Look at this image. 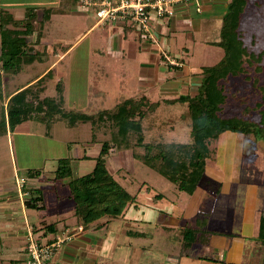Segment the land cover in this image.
I'll return each mask as SVG.
<instances>
[{"label": "crops", "instance_id": "0c3cea01", "mask_svg": "<svg viewBox=\"0 0 264 264\" xmlns=\"http://www.w3.org/2000/svg\"><path fill=\"white\" fill-rule=\"evenodd\" d=\"M229 1L190 0L180 4L175 16L156 28L153 40L138 35L133 27L98 24L92 19L93 25L86 33L94 31L96 26H102L103 29L96 31V34L102 36V39L106 38L103 39L106 43L92 42L89 53H105L103 50L106 49L107 57L113 58L108 62L112 65L109 67L111 76L108 80L106 74L97 75L94 80L92 77L96 70L89 77L87 69L83 77L75 80L77 85L74 86L65 70L58 69L53 73L69 48L57 60L48 62L40 75L28 79L18 90L31 86L37 80L44 82L49 74L54 82L57 75L54 94L47 97L61 100L67 111L86 115L113 111L125 100L145 99L149 107V100L161 104V101L173 103L181 96L194 97L201 82V69L208 66H191L187 61L191 52L189 48H193L192 44L197 42L215 45L219 41H206L203 35L214 26L220 27ZM79 13L88 17L90 12ZM169 60L177 65H170ZM30 68H34L33 64ZM96 69L100 68L97 66ZM58 84L60 91L57 90ZM45 86L47 84L44 83L43 94ZM43 94L41 92V97H46ZM110 99L114 105L110 106ZM173 104L177 105V102ZM181 110V124L188 127L182 118L186 108ZM141 127H148L147 120L141 123ZM89 130L92 131L91 127ZM144 131L142 128L143 135ZM44 135L49 137L46 129ZM66 142L71 149L74 148L73 144L82 146V152L75 150V157L72 156L75 159L95 158L100 150L98 145H94L96 142L93 134L86 140ZM260 145L252 135L234 132L220 134L216 140L209 142L204 175L193 194L182 197L181 194L185 193L177 192L174 200L169 201L162 192L151 195L146 193L150 195V200L147 196L138 205L132 203L122 215L112 219L113 223L105 220L107 217L100 219L102 223L108 224L102 225L107 228L100 235L88 233L90 226L83 229L82 233L77 234L54 255L49 264H264V242L259 238L261 216L264 215V157L258 151ZM88 149L90 152H87ZM117 156L120 164H123V160L126 162L132 158V152L129 149L121 150ZM68 160L69 157L61 158L66 164ZM57 164L46 169L50 173L48 179L54 182L58 181L54 180ZM43 170L38 176L25 178L24 187L38 188L41 192L40 186L46 184ZM145 190L152 192L150 187ZM22 193V189L18 188V191L13 192V198L7 200L11 205L10 211L14 213V221L18 222V217L22 215L26 222L24 226L27 227L21 232L14 228V232L9 233V239L19 244L18 251L7 259L9 264L24 263L28 232L40 231L39 236H43L45 242L55 233H73L81 224L74 216L73 208L72 219L69 221L71 223L73 220V224H67L66 221L62 228L58 227L64 218L58 216L55 222L51 220L42 194L43 209L31 210L30 213L23 205ZM67 195L70 199L69 189ZM54 209V213L62 209L60 200ZM200 213L205 214L206 228L214 234L208 237L207 245L195 243L190 248H184L182 228L185 223L194 226V219ZM37 223H40L38 227ZM46 225L55 227L52 234L44 228Z\"/></svg>", "mask_w": 264, "mask_h": 264}, {"label": "rangeland", "instance_id": "374dc122", "mask_svg": "<svg viewBox=\"0 0 264 264\" xmlns=\"http://www.w3.org/2000/svg\"><path fill=\"white\" fill-rule=\"evenodd\" d=\"M49 1L53 2L51 3ZM50 5H53L51 10L52 19L45 24V30L39 40V44L35 43L36 36L28 38V42H31V45H34L35 49L46 54V59L43 62H34L33 69L30 68V65L23 66L20 73L5 72L0 69V119L2 111H5L8 98L14 94L18 88L24 86L28 79L35 75H40L43 72L42 69L44 66H46V64L48 65V62L57 60L60 57L59 55L66 52L69 48L68 53L62 57V63L53 73L57 72L58 69L65 70L67 72V78L70 79L71 84L74 86L77 85L75 80L78 77H83L87 69L89 70V77L92 72L96 70V74L94 73L92 77L94 80L97 75L106 74L107 80L111 76V69L109 67L112 65L108 62L112 61L113 58L107 57L108 53L106 49L103 50L105 53L102 51H95L92 55L89 53V47L92 42L101 41L106 43V41L103 40L106 38L102 39V36L99 34V36H97L96 34V31H101L103 29L101 28L102 26H96L93 29L94 31L86 33L93 25L91 24V21H93L92 19H94V23L97 22L94 13H89L87 15L88 17H85L80 14L79 11L77 12L73 3L67 6H61L59 0H17L13 3L0 0V8H5L16 20L23 19L25 8L30 6H37L38 19H40L42 16V9ZM220 28L221 25L220 27L214 26L209 32L204 34L203 37L205 36L206 41L220 39ZM240 30L243 42L249 51L255 55L263 53V58L261 62H253L252 66H246L250 80H246L242 76L237 78L231 77L228 82L225 83L228 101L224 106L222 114L224 117L240 115L244 106H253L261 99L262 91L260 88L264 89V0L248 1L246 11L240 20ZM102 33L104 34V31H102ZM194 37L196 38V35H194ZM190 44H192V42ZM180 45L181 42H179V46ZM192 47L193 48H189L191 52L187 59L191 66L215 65L224 55L223 49L217 45H207L197 42L192 44ZM168 62H170V60ZM96 64L100 68L99 70L96 69ZM170 65L174 64L171 63ZM82 71L84 72L81 73ZM50 76L51 74L46 76L43 80L44 82L41 81V85H44V83L47 84L44 94V89H42V94L45 96H53L54 86L57 83V75H55L54 82ZM149 102L151 104L154 103L152 104L154 106L153 109L149 110L150 108L145 105L140 109L143 112L142 123L144 120L145 122L147 120L148 125V127H142L145 130L144 135L146 142L156 140L185 144L191 140L189 128L181 124V115L183 111L181 109L184 108L182 104L177 102V105H174L172 101L169 103L161 101V104L159 101L152 102L149 100ZM109 104L110 106L112 104L114 105L112 99L109 100ZM151 104L150 107L152 106ZM253 117L257 118L255 114ZM183 120L186 122L187 119ZM157 122L159 123L157 124ZM44 127L45 125L43 124L29 121L16 127L14 132H7L0 136V264H9L7 259L11 255H14V252L18 251L19 244L15 243L14 240H10L11 238L9 239V233L14 232V228L20 232L23 228H27L24 226L26 222L22 215L18 217V222L14 221V213L10 211L11 207L9 206L11 205L8 204L7 200L9 201L10 199L8 198L10 197L13 198L14 191H18L21 179L25 180L29 174L28 170H45H43V172L46 184L40 182V185L42 184L40 189L44 206H46L51 220L55 222L59 218H64V221L58 226L61 228L66 221L67 224H73V220L71 223L69 221L72 219L74 203L71 198L69 199L66 197L68 196V188L65 185H67L66 183L70 180L71 176H83L91 172L94 165V158L75 159V150L78 149L81 151L82 146L73 144L74 148L71 149L67 147L68 144L66 141L75 142L86 140L91 134H94L93 138L96 142L94 145L101 147L102 143L110 141L112 135L116 132V129L112 127L109 122L98 124V128L92 131L89 130V128L92 127L90 124H80L74 128H68L65 127L64 123L56 122L50 127V134H47L49 137H45ZM243 138L244 136H242V139ZM134 142L135 136L130 138V144ZM89 150L90 149H88L87 152H90ZM121 150L124 149L113 148L110 151L106 161L107 169L113 174L117 182L134 198L133 204H140L147 196L149 198L148 200H150V195L158 192H162L166 196V200H174L175 193L178 191L173 184L133 158H129L126 162L123 160V164H120L117 155L118 151ZM129 150L132 152V149ZM138 150L139 151L135 149L137 152L141 151V149ZM258 151L261 152V155L264 157L262 145H260ZM253 153L254 151L252 155ZM65 157H69L67 164L61 161V158ZM56 162L59 163L57 167L69 170L70 174L54 182L48 179L50 173L47 170L51 169L52 166H56ZM258 166H260V164ZM40 173H42V171ZM46 179H48V181ZM149 187L152 192H146L145 189ZM181 195L182 197H187L186 194ZM24 197L22 193V201ZM58 198L62 205V209L58 210L60 214L54 213L56 211L54 206L56 202L59 201ZM28 215L30 214L28 213ZM112 219L114 218L107 217L105 220L113 223ZM106 223L107 222L102 223L101 220L93 222L90 224V231L88 233L93 236L100 235L102 230H106L107 227L102 226ZM37 224L36 227L40 225V223ZM36 227L35 229H37ZM76 230L77 227L73 231L76 232ZM32 232L34 234V239L44 242V237L39 236L40 231L34 230ZM14 243L16 245H14ZM16 264L22 263L17 262ZM23 264H25V260Z\"/></svg>", "mask_w": 264, "mask_h": 264}, {"label": "trees", "instance_id": "16d2710c", "mask_svg": "<svg viewBox=\"0 0 264 264\" xmlns=\"http://www.w3.org/2000/svg\"><path fill=\"white\" fill-rule=\"evenodd\" d=\"M6 1L13 3L17 0ZM76 1L59 0V4L67 6L73 3L74 6ZM248 1L228 2L226 13L222 17L220 39L215 43L224 51L222 59L213 66L201 69V82L194 97L181 96L173 101V103L185 104L186 111L182 118L187 119L191 139L189 142L185 144L156 140L146 142L141 127L143 112L140 110L144 105L148 107L145 99L125 100L113 111H103L94 115L80 114L64 109L61 100L41 97L43 87L40 80L17 90L8 98L5 111L1 114L0 136L13 132L18 125L29 121L45 125L46 134H49L50 127L56 122H62L68 128L90 124L92 130L98 128V124L102 122L111 123L116 132L110 141L102 143L98 155L94 158L91 172L83 176H71L66 183L69 197L74 203L73 214L83 229L102 218L122 215L134 201V198L107 169V157L113 148L132 149L133 159L165 178L178 192L193 194L204 175L209 142L216 140L220 134L234 132L252 135L264 150L263 88H260L262 91L260 101L250 107L244 106L240 115L229 117L222 115L228 101L225 83L231 77L242 76L250 80L246 66H252L253 62H261L263 58V53L255 55L250 52L242 39L240 20L246 11ZM52 6L42 9L40 19H38L37 6L27 7L21 20L14 19L5 8H0V69L2 71L19 73L23 66L43 62L46 59V54L35 49L34 45L28 42V38L36 36L35 43L39 44L45 24L50 21ZM57 90L60 91L59 84ZM149 108L151 110L154 106ZM254 114L257 118L253 117ZM134 136L135 142L130 144V138ZM135 149L141 151L137 152ZM28 171L29 178L40 174L39 170ZM69 174V170L57 167L54 180L62 179ZM24 184L21 188L25 196L24 207L29 210L43 209L40 190L24 187ZM44 228L50 232L49 234L55 230L53 225H46ZM211 234L214 233L206 228L205 214L200 213L194 219V226L185 223L182 228L183 247L190 248L195 243L207 245ZM259 238L264 242V215L261 216Z\"/></svg>", "mask_w": 264, "mask_h": 264}, {"label": "built area", "instance_id": "2783aa9c", "mask_svg": "<svg viewBox=\"0 0 264 264\" xmlns=\"http://www.w3.org/2000/svg\"><path fill=\"white\" fill-rule=\"evenodd\" d=\"M190 0H77V11L94 13L98 24L133 27L138 35L153 40L155 30L175 16L176 8ZM199 10V9H198ZM170 63L177 65L175 62ZM24 180L21 179L19 189ZM83 232L81 225L76 232L62 231L48 241L34 239L28 233L25 243V264H49L73 238Z\"/></svg>", "mask_w": 264, "mask_h": 264}]
</instances>
